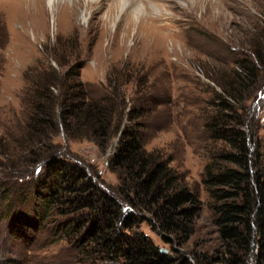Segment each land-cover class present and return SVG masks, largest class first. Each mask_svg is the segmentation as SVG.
Here are the masks:
<instances>
[{"label": "rangeland", "instance_id": "374dc122", "mask_svg": "<svg viewBox=\"0 0 264 264\" xmlns=\"http://www.w3.org/2000/svg\"><path fill=\"white\" fill-rule=\"evenodd\" d=\"M118 2L99 1L86 21L85 7L68 11L60 26L43 0H0V264H110L59 231L69 205L29 224L45 207L35 192L36 172L43 168L45 175L46 162L62 153L60 159L78 163L96 183L117 187L111 160L121 133L135 122L146 151L162 156L202 202L185 244L166 243L146 222L138 227L172 256L212 255L220 245L203 183L213 154L223 152L207 129L218 105L229 102L247 114L264 183V0H136L144 11L127 19ZM31 5L41 14L47 7L46 24L41 15L34 24ZM244 62L259 78L235 99L225 89L242 87ZM106 98L119 117L106 146L87 131L82 106L72 108L68 132L65 102ZM38 107L47 110L44 117ZM41 145L50 152L40 155Z\"/></svg>", "mask_w": 264, "mask_h": 264}, {"label": "trees", "instance_id": "16d2710c", "mask_svg": "<svg viewBox=\"0 0 264 264\" xmlns=\"http://www.w3.org/2000/svg\"><path fill=\"white\" fill-rule=\"evenodd\" d=\"M242 67V71L238 68L242 87L237 92L225 89L235 99L242 97L247 82L255 89L259 78L258 70L247 62ZM109 103V98L93 104L65 102V128L74 131L69 121L75 113L72 108L82 106L87 131L106 146L119 119L117 108ZM218 108L207 129L214 142L222 144L223 152L213 154L203 180L220 242L214 254L192 258L163 254L161 247L139 231L146 222L166 243L185 244L194 234L202 202L162 156L146 151L139 139L141 124L136 122L121 133L111 160L119 180L117 187L96 183L78 163L60 159L61 152L47 162L39 159L46 162V174H41L43 168L37 170L35 192L45 207L42 214L29 219V224L45 221L52 207L64 209L69 205L65 214L70 217L59 231L66 232L85 254L94 248L99 260L110 264H264V183L251 147L257 138L245 112L240 114L229 102ZM40 109L37 113L44 117L47 110ZM130 118L135 121V116ZM46 146L39 149L43 150L40 155L50 152H44Z\"/></svg>", "mask_w": 264, "mask_h": 264}, {"label": "bare ground", "instance_id": "6f19581e", "mask_svg": "<svg viewBox=\"0 0 264 264\" xmlns=\"http://www.w3.org/2000/svg\"><path fill=\"white\" fill-rule=\"evenodd\" d=\"M31 1H34V2H36L37 0H31ZM44 2H45V4H46V6H48L49 7V10H47V7H46V9L44 8L43 10L44 11H49V13L51 14V15H53V17H54V19H55V21H57L56 20V15H57V13L59 14V16H58V25H63V21L65 20L64 18H65V14L66 13H68V11H69V13H71V14H75L77 11H80V9L83 11V9H82V7H85L86 8V10L84 11L85 13H82V19L83 20H87V17H88V12H89V10H91L90 9V7L91 8H96V6L99 4V1H105V3H107V2H109V1H111V0H43ZM135 2H136V0H119V2H118V6H116V10L118 9H121V12H123L124 14L122 15V19H127V18H129L131 15H135V13L136 12H142V11H144V8L143 7H141V6H137V7H135ZM30 3V2H29ZM39 4V3H38ZM115 4V3H114ZM36 5V4H35ZM42 5V4H41ZM102 5H104V4H102ZM26 6V5H25ZM37 6V5H36ZM94 6V7H93ZM27 7V6H26ZM31 8H30V11H31V19H33V22H34V24L35 25H37V20L38 19H36L37 17H38V15H41L43 18H44V21H45V24L47 23V19H46V17H47V15H46V12L45 13H43V14H41V12H39L38 10V7H35L34 9H32V5L30 6ZM42 7V6H41ZM99 7V6H98ZM101 7V6H100ZM153 8H154V10L156 9V11L158 12V13H160V9L155 5V7L154 6H152ZM29 8V7H28ZM110 11H109V13H108V15L110 16V20H112V18H113V8L110 6ZM100 10V9H99ZM135 10H136V12H135ZM25 11V10H24ZM92 11V10H91ZM33 12H35L34 13V15H33ZM68 13V14H69ZM33 16H34V18H33ZM24 17H25V15H24ZM160 18V17H159ZM27 20V19H26ZM22 21V20H21ZM29 21V20H28ZM43 22V21H42ZM22 23V22H21ZM24 23V22H23ZM41 23V22H40ZM39 23V24H40ZM26 24V23H25ZM24 24V25H25ZM38 24V25H39ZM22 25V24H21ZM24 25H22V27H24ZM31 25H33V24H31ZM131 25H133V21H131V23L129 24V27H132ZM27 26H25L24 28H26ZM39 27V26H38ZM37 27V28H38ZM24 28H23V31H24ZM33 28V27H32ZM46 29V28H45ZM86 30V29H85ZM41 31V30H40ZM26 33V32H25ZM35 33V32H34ZM44 34V33H43Z\"/></svg>", "mask_w": 264, "mask_h": 264}, {"label": "water", "instance_id": "95a60500", "mask_svg": "<svg viewBox=\"0 0 264 264\" xmlns=\"http://www.w3.org/2000/svg\"><path fill=\"white\" fill-rule=\"evenodd\" d=\"M161 252H162L163 254H167V253H168V251L165 250V249H162Z\"/></svg>", "mask_w": 264, "mask_h": 264}]
</instances>
